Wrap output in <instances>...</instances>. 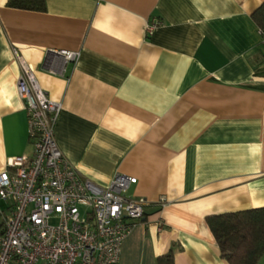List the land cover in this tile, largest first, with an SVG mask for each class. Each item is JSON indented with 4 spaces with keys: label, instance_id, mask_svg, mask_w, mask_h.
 I'll return each mask as SVG.
<instances>
[{
    "label": "crops",
    "instance_id": "obj_1",
    "mask_svg": "<svg viewBox=\"0 0 264 264\" xmlns=\"http://www.w3.org/2000/svg\"><path fill=\"white\" fill-rule=\"evenodd\" d=\"M0 0V171L31 155L16 55L61 110L54 138L100 186L147 201L117 264H229L206 216L264 206V0ZM161 25L145 36L148 20ZM79 52L64 62L50 50Z\"/></svg>",
    "mask_w": 264,
    "mask_h": 264
},
{
    "label": "built area",
    "instance_id": "obj_2",
    "mask_svg": "<svg viewBox=\"0 0 264 264\" xmlns=\"http://www.w3.org/2000/svg\"><path fill=\"white\" fill-rule=\"evenodd\" d=\"M161 25L150 19L151 36ZM264 42V29H259ZM64 62L79 52L50 50ZM16 91L27 118L31 155L11 157L0 171V264H117L131 222L143 218L147 201L127 195L136 178L115 174L106 186L82 177L54 138L61 106L16 55Z\"/></svg>",
    "mask_w": 264,
    "mask_h": 264
},
{
    "label": "trees",
    "instance_id": "obj_3",
    "mask_svg": "<svg viewBox=\"0 0 264 264\" xmlns=\"http://www.w3.org/2000/svg\"><path fill=\"white\" fill-rule=\"evenodd\" d=\"M6 6L24 10H45V0H7ZM264 29V4L253 14ZM220 255L229 264H264V206L208 215L205 218ZM157 264H173L172 253Z\"/></svg>",
    "mask_w": 264,
    "mask_h": 264
},
{
    "label": "rangeland",
    "instance_id": "obj_4",
    "mask_svg": "<svg viewBox=\"0 0 264 264\" xmlns=\"http://www.w3.org/2000/svg\"><path fill=\"white\" fill-rule=\"evenodd\" d=\"M0 205L2 206L3 204L0 202Z\"/></svg>",
    "mask_w": 264,
    "mask_h": 264
}]
</instances>
